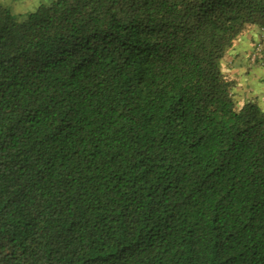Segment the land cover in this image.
Segmentation results:
<instances>
[{"label":"trees","instance_id":"16d2710c","mask_svg":"<svg viewBox=\"0 0 264 264\" xmlns=\"http://www.w3.org/2000/svg\"><path fill=\"white\" fill-rule=\"evenodd\" d=\"M251 27L264 0L0 4V264H264V105L221 66Z\"/></svg>","mask_w":264,"mask_h":264},{"label":"crops","instance_id":"0c3cea01","mask_svg":"<svg viewBox=\"0 0 264 264\" xmlns=\"http://www.w3.org/2000/svg\"><path fill=\"white\" fill-rule=\"evenodd\" d=\"M252 34L253 33L251 32L247 35L242 36L241 39H239L236 42V44L231 49V51L223 59L228 58L226 60L229 61L231 64L233 63L235 64V62H238L242 67L241 69L237 70L234 75H230L226 71V74L229 75L231 78H233L235 81V86L233 90V93L235 94L234 97H236V99H239L240 102L252 101L258 103L260 106H263L264 105V93L262 92L264 91V89L262 88V86H264L263 67H261L260 64L255 65L256 62H252L251 60H249V55H247L250 54L253 45L256 43L255 40L256 37ZM261 37L262 36L258 38ZM245 56L247 61L250 62V64L248 65H246V63L244 62ZM224 62L223 63L221 62V66L223 67V69H225ZM250 79L251 80L255 79V82H250ZM244 88H246V91L244 90Z\"/></svg>","mask_w":264,"mask_h":264},{"label":"rangeland","instance_id":"374dc122","mask_svg":"<svg viewBox=\"0 0 264 264\" xmlns=\"http://www.w3.org/2000/svg\"><path fill=\"white\" fill-rule=\"evenodd\" d=\"M40 1L44 2L45 0H0V4L10 8L11 12L14 14L16 19L21 20L26 16V14L28 12L35 10ZM251 32L253 33L252 35H254L256 37V39H255L256 43L259 44V46L261 48H264V31H262L259 27H251L248 31H246V33L243 34V36L247 35ZM260 33H262V34H260ZM259 34H260V36H262L261 38H258V37H260ZM247 55H249V54H247ZM226 59H228V58H226ZM226 59L222 60V63L225 60V62H224L225 69H223V67H222V71L225 74L227 71L228 74L234 75L237 70L242 68L240 63L235 62V64L234 63L231 64ZM244 62L246 63V65L250 64V62L247 61L246 56H245ZM257 64H260L261 67H263V71H264V60L263 61H257L255 65H257ZM250 82H255V79H253V80L250 79ZM260 86H262V85H260ZM262 88L264 89V86H262ZM244 90L246 91V88H244ZM262 92L264 93V91H262ZM234 99L236 102H238V103L240 102V100L236 99V97H234Z\"/></svg>","mask_w":264,"mask_h":264},{"label":"built area","instance_id":"2783aa9c","mask_svg":"<svg viewBox=\"0 0 264 264\" xmlns=\"http://www.w3.org/2000/svg\"><path fill=\"white\" fill-rule=\"evenodd\" d=\"M259 48H261L260 46H258V48L257 49H259ZM256 53V52H255ZM256 56H255V54H253V56H252V58L254 59Z\"/></svg>","mask_w":264,"mask_h":264}]
</instances>
